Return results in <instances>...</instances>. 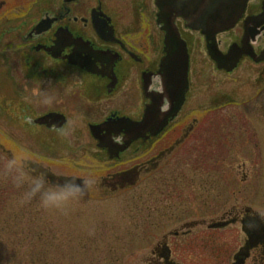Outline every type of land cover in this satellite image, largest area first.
<instances>
[{
    "label": "flooded vegetation",
    "instance_id": "af4514ba",
    "mask_svg": "<svg viewBox=\"0 0 264 264\" xmlns=\"http://www.w3.org/2000/svg\"><path fill=\"white\" fill-rule=\"evenodd\" d=\"M157 2L38 0L35 19L6 29L4 35H14L20 43L3 63L0 130L4 149L42 157L50 173L58 177L91 175L113 193L135 189L145 179L166 188L167 199L177 202L189 199L184 185L194 188L196 200L200 186H207L210 194L216 192L211 179L200 178L205 164L201 165L199 105L191 95L192 45L181 29L184 22L177 19L191 64L190 88L180 106L179 96L167 94L163 82L165 33L158 24ZM226 34L239 45L245 36L255 34L251 43L260 55L264 0H250L236 27ZM45 98H51V103H44ZM53 168H64L67 175H57ZM159 172H163L160 180ZM236 175L222 190L226 193L229 186L235 192L231 198L246 202L248 175L239 185ZM150 193L149 197L154 195ZM217 197L226 196L219 189ZM138 200L143 201L134 199ZM257 214L245 204L234 205L221 219L239 224L242 230L244 225L255 227ZM207 223L192 220L170 232L153 249L148 264H181L170 239L191 235ZM244 236L247 247L251 240ZM244 264H264V245L251 247Z\"/></svg>",
    "mask_w": 264,
    "mask_h": 264
},
{
    "label": "rangeland",
    "instance_id": "374dc122",
    "mask_svg": "<svg viewBox=\"0 0 264 264\" xmlns=\"http://www.w3.org/2000/svg\"><path fill=\"white\" fill-rule=\"evenodd\" d=\"M37 1L0 0V7L4 4L0 9V93L4 60L20 43L14 35H4L6 29L35 19ZM181 29L192 45L191 95L198 102L202 120L201 165L205 166L200 170V178L211 179L217 191L210 194L207 186H200V198L196 200L194 188L184 185L189 199L177 202L167 199L166 188L151 185L147 179L135 189L117 193L93 180L87 198L75 204L69 214H53L35 203L21 201L20 189L5 168L18 150L4 149L0 130V264H148L153 249L184 223L221 221L224 212L244 204L264 216V63L245 61L232 74L219 72L207 54L204 37L185 29L183 24ZM219 38L223 40L221 49L226 52L232 42L230 34ZM3 124L0 118V125ZM192 146L193 142L189 147ZM188 156L192 158L191 154ZM53 172L67 175L64 168H53ZM245 174L247 201H235L231 198L235 192L229 186L226 193L222 188L230 185L235 175L239 185ZM162 175L159 172L156 178L160 180ZM187 189L191 193H186ZM219 189L225 199L217 197ZM198 190L195 188L194 192L197 194ZM150 192L154 195L149 197ZM136 198L143 201H134ZM207 226L196 228L191 235L170 239L178 262L234 263L245 239L241 226L233 224L218 231ZM39 232L46 234L51 245L47 251L24 238L27 233ZM34 247L39 250L38 263L31 260Z\"/></svg>",
    "mask_w": 264,
    "mask_h": 264
},
{
    "label": "water",
    "instance_id": "95a60500",
    "mask_svg": "<svg viewBox=\"0 0 264 264\" xmlns=\"http://www.w3.org/2000/svg\"><path fill=\"white\" fill-rule=\"evenodd\" d=\"M159 7L158 23L165 32L166 57L161 67L163 71V82L166 84V93H176L180 98V106L184 103L186 93L189 90V53L186 42L182 39L176 19L182 18L186 27L201 32L207 43L209 57L216 63L218 70L233 72L240 61L245 57H251L256 63L264 61V53L257 56L249 47L250 39L246 37L242 46L232 45L229 51L224 54L220 51L217 36L234 28L242 17L249 0H157ZM43 26L41 23L37 29ZM254 36L252 38L254 39ZM251 38V39H252ZM155 106V105H154ZM152 106V107H154ZM151 107V108H152ZM150 108V109H151ZM150 109L147 113L150 116ZM148 120V119H147ZM49 179L63 183L65 177H57L52 174ZM231 222H215L209 229H223ZM244 233L250 238L249 246L240 250L236 256L235 264H244L248 251L251 247L264 245V223L258 217L255 227L246 228ZM168 259L167 256H165Z\"/></svg>",
    "mask_w": 264,
    "mask_h": 264
},
{
    "label": "clouds",
    "instance_id": "9594fccd",
    "mask_svg": "<svg viewBox=\"0 0 264 264\" xmlns=\"http://www.w3.org/2000/svg\"><path fill=\"white\" fill-rule=\"evenodd\" d=\"M43 102L51 103V98ZM5 168L20 189L22 202L35 203L53 214H69L75 204L87 198L94 183L91 175L84 179L66 177L63 183H54L49 179L50 170L43 158L25 151L17 152Z\"/></svg>",
    "mask_w": 264,
    "mask_h": 264
},
{
    "label": "trees",
    "instance_id": "16d2710c",
    "mask_svg": "<svg viewBox=\"0 0 264 264\" xmlns=\"http://www.w3.org/2000/svg\"><path fill=\"white\" fill-rule=\"evenodd\" d=\"M45 235L46 234L44 232H39L35 234L27 233V235H25L24 238L26 242L30 244L31 242L35 241V244H39L41 247H43L42 251H47L48 250L47 247H51V245L48 243V240L45 239ZM38 254H39L38 248L35 249L34 247L33 252L31 253V260L33 259L36 263H38L40 261V257ZM42 258L43 257H41V259Z\"/></svg>",
    "mask_w": 264,
    "mask_h": 264
}]
</instances>
